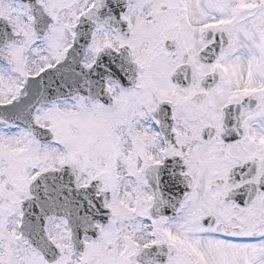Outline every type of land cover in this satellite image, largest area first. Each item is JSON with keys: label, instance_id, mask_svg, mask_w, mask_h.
I'll return each mask as SVG.
<instances>
[{"label": "snow or ice", "instance_id": "obj_1", "mask_svg": "<svg viewBox=\"0 0 264 264\" xmlns=\"http://www.w3.org/2000/svg\"><path fill=\"white\" fill-rule=\"evenodd\" d=\"M0 264H264V0H0Z\"/></svg>", "mask_w": 264, "mask_h": 264}]
</instances>
